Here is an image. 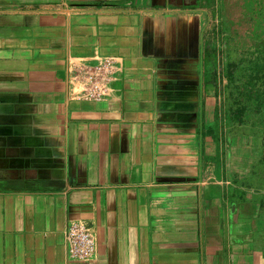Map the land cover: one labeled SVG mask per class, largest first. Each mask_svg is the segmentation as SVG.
Segmentation results:
<instances>
[{
    "label": "crops",
    "instance_id": "0c3cea01",
    "mask_svg": "<svg viewBox=\"0 0 264 264\" xmlns=\"http://www.w3.org/2000/svg\"><path fill=\"white\" fill-rule=\"evenodd\" d=\"M213 4L0 0V264H264L263 150L220 117Z\"/></svg>",
    "mask_w": 264,
    "mask_h": 264
},
{
    "label": "rangeland",
    "instance_id": "374dc122",
    "mask_svg": "<svg viewBox=\"0 0 264 264\" xmlns=\"http://www.w3.org/2000/svg\"><path fill=\"white\" fill-rule=\"evenodd\" d=\"M213 3V5L216 6V13H214V38L213 41L211 40L212 38L208 39L207 50L209 56H214L211 57L214 63L218 61L216 64H218L217 66L220 73L221 64L225 62L226 42H228L229 46L232 45L231 48L234 49L231 60L239 57H247V52L250 50L248 45L255 42L253 36L255 37L256 33L259 34L261 27L264 28V14L261 13L260 15H262V17L260 18L257 8H263L264 12V2L262 3L259 0H213ZM258 21L261 22L258 24ZM260 39L264 40V36ZM215 69H217V67H215ZM227 84V78L221 77L220 73L219 93L216 95V101L219 103L221 119L224 118V116L222 117L224 108H226L227 103H231L232 95L237 91L236 88H234L235 86L227 87ZM246 117L248 122L242 127L236 128V133L243 135V131H245L250 134L255 141L252 144V151L260 152L261 149L264 154V129H262L260 125L262 121L264 123V113L261 112L255 115L248 114ZM224 124L227 130H229L226 121ZM261 159L259 158L258 161L256 160L254 167H257V170L262 172V169H264V160L260 162ZM248 181L251 182L253 187L263 186L264 174L261 175L259 172H251V177Z\"/></svg>",
    "mask_w": 264,
    "mask_h": 264
},
{
    "label": "trees",
    "instance_id": "16d2710c",
    "mask_svg": "<svg viewBox=\"0 0 264 264\" xmlns=\"http://www.w3.org/2000/svg\"><path fill=\"white\" fill-rule=\"evenodd\" d=\"M259 1L264 2V0ZM257 8L261 18L260 14H264L263 8ZM260 22L258 21V24ZM260 29L259 34L255 32L256 36H253L255 42L248 45L250 50L247 52V57L231 60L234 49L228 42L225 44L226 56L225 62L221 64V77L227 78V87L235 86L237 90L232 95L231 103H227L222 112L223 120L227 121L230 128L236 129L245 125L248 122L246 117L248 114L264 113V40L260 39L264 36V28ZM260 125L264 129L263 121ZM263 160L264 154L260 162Z\"/></svg>",
    "mask_w": 264,
    "mask_h": 264
},
{
    "label": "built area",
    "instance_id": "2783aa9c",
    "mask_svg": "<svg viewBox=\"0 0 264 264\" xmlns=\"http://www.w3.org/2000/svg\"><path fill=\"white\" fill-rule=\"evenodd\" d=\"M106 62V63H105ZM105 64L98 65L94 68V72L89 76V91L85 94V97L100 100L103 93V85L98 77H101L100 73L105 69L104 67L109 64L108 61H104ZM103 79V78H102ZM65 245L66 253L70 259L83 260L91 256L94 249V237L91 229L81 222L71 221L67 224L65 230Z\"/></svg>",
    "mask_w": 264,
    "mask_h": 264
}]
</instances>
